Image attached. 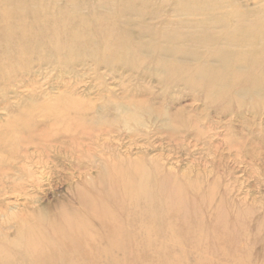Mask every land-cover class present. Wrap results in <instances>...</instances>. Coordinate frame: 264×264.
I'll return each mask as SVG.
<instances>
[{"label":"rangeland","instance_id":"obj_1","mask_svg":"<svg viewBox=\"0 0 264 264\" xmlns=\"http://www.w3.org/2000/svg\"><path fill=\"white\" fill-rule=\"evenodd\" d=\"M0 1L38 49L0 84L9 241L24 223L50 239L43 256L69 264H264V0ZM141 170L150 198L178 182L180 219L218 221L236 241L140 244L149 233L125 228L133 219L111 192ZM102 210L114 215L109 229L93 219ZM76 214L97 246L60 228Z\"/></svg>","mask_w":264,"mask_h":264},{"label":"bare ground","instance_id":"obj_2","mask_svg":"<svg viewBox=\"0 0 264 264\" xmlns=\"http://www.w3.org/2000/svg\"><path fill=\"white\" fill-rule=\"evenodd\" d=\"M27 1L33 2L34 4H39L40 0H27ZM7 4H8L7 2L0 1V7L7 6ZM83 25L84 24H80V28L83 27ZM215 25H218V22ZM231 27L234 28L233 25ZM18 28H19L18 21H16L13 18L12 10L0 9V84L10 79L11 73L14 72V70H16V67L13 66L15 62H21V65H24L26 62L23 56L25 54L27 55L30 52L34 53L38 51V49H36V45L35 44L32 45L31 40L28 39L26 35H24L25 32H21ZM109 34L110 33H105V36L109 37ZM63 35H64L63 31L52 30L50 37L53 36L52 38H61L63 37ZM11 36L24 39V43L22 40H18V41L10 40ZM62 42H64V38ZM71 48L72 46L69 49ZM237 79H239L238 76ZM37 108L39 109L40 107ZM29 109H31V107ZM62 110L70 113L73 110V107H67V108L63 107ZM43 116L45 117V115ZM30 121L31 123L35 122L33 118H30ZM3 139H0V163L2 161L1 157L4 156L5 150L9 146V144L8 145L2 144ZM8 172L9 170L7 168L5 167L1 168L0 177L2 178H0V185L3 184L4 175L7 177L9 175L10 177V174H8ZM146 177L149 176L145 173L144 170L139 171L137 174L134 173L133 177L127 175H121L120 178H118L119 182L115 183L118 185V187L111 192V197L113 198V201L116 200L117 197L119 199V203L115 204L116 205L115 209L117 212L123 213L122 220L124 221L125 218H127L128 216L129 218L133 219V222L130 223V225L125 228L132 230H142L145 231L146 233H149V236L147 238H143L138 241L140 244H145L151 248L160 245V248H164V249H168L171 246H173L174 248L177 249L176 251H178L184 249L191 243L199 247L206 245L207 248L221 249L227 242L236 241V238L234 236L229 237L228 235L229 233L227 234L222 233V230H220V227L217 225L218 223L219 224L222 223L218 221L211 222V227H210V226H204L202 224V221L198 218V216H195V218L191 220L180 219V210H179L180 207H178V204L180 198L182 197H179L180 185L178 182L176 183L173 182V185H170L171 190L168 189L172 197L168 195L167 192H161L158 199H155V197L150 198L144 189V186L148 182L147 180L148 178ZM162 185L165 186V184ZM163 189L166 188H161V186L159 187V190H163ZM80 198L83 201L86 200L83 196H80ZM145 202L146 203L148 202V204H146ZM128 208H131L132 211H128L127 213ZM100 215L102 217H105L106 220H104L100 216L95 217L94 215H93V219L101 222L103 226H107V228L109 229L112 224L111 221H114V215L112 213L104 214L103 210ZM90 218H91V214H90ZM86 219L87 216L84 217L81 216L80 214H76L74 215V217L67 219L66 220L67 222L65 221L66 224L61 225L60 228L67 226V230L77 229L79 231L78 237L82 242H84L87 246H97L99 241L95 240L94 236L91 234L92 231L90 232L89 225L85 221ZM27 226L23 223L16 228V233H15L16 239L13 241L12 240L9 241L8 235L2 233V231L0 230V233L3 234L1 235L3 240H0V264H24L23 258L26 259L28 264H37V260L40 261L42 259L45 260L47 264H52L54 261V256H56L60 260L59 256L55 254L52 256H43V254L46 255L49 254L48 241L50 239L42 232V230L41 231L34 230V228L30 229L29 224H27ZM113 226L114 229L119 228L116 225ZM114 229L108 230L111 236H112V232L117 233L115 232ZM51 231L53 233L56 232V230H51ZM109 241H112V244H117L120 242L113 238L109 239ZM5 243L9 247L7 253H5L7 249ZM201 256L206 258L205 255H201ZM149 257H152V254ZM60 261L63 264H69L70 262L69 259L63 261L60 260ZM95 262L96 259L94 260L93 264H96Z\"/></svg>","mask_w":264,"mask_h":264}]
</instances>
